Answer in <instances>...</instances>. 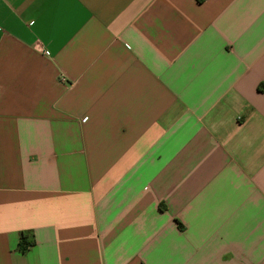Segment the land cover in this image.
Segmentation results:
<instances>
[{"label":"crops","instance_id":"1","mask_svg":"<svg viewBox=\"0 0 264 264\" xmlns=\"http://www.w3.org/2000/svg\"><path fill=\"white\" fill-rule=\"evenodd\" d=\"M0 264H264V0H0Z\"/></svg>","mask_w":264,"mask_h":264},{"label":"trees","instance_id":"2","mask_svg":"<svg viewBox=\"0 0 264 264\" xmlns=\"http://www.w3.org/2000/svg\"><path fill=\"white\" fill-rule=\"evenodd\" d=\"M204 0H198V2H203ZM35 244L34 236L31 232H22L20 234L19 249L22 252H26L31 246Z\"/></svg>","mask_w":264,"mask_h":264}]
</instances>
